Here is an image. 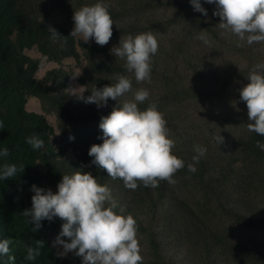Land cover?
Returning <instances> with one entry per match:
<instances>
[{
	"label": "rangeland",
	"instance_id": "rangeland-1",
	"mask_svg": "<svg viewBox=\"0 0 264 264\" xmlns=\"http://www.w3.org/2000/svg\"><path fill=\"white\" fill-rule=\"evenodd\" d=\"M24 1L30 17L59 23L69 32L74 26L72 19L74 10L96 2V0ZM164 1L171 0H103L108 5L114 22L112 36L104 45L96 43L92 38L85 42L79 36L75 37L77 55L55 61L43 55L36 46L25 49L24 54L40 64L35 77L45 80L49 76V84L54 83L56 86L53 95L67 104L72 116L68 117L53 101H42L39 98L28 99L26 109L45 115L53 126L52 143L56 148L53 159L61 174L90 172L98 183L108 185L117 201V208H122L123 214H131L138 223L141 221L145 226L142 232L137 230L136 233L142 262L154 261L155 264H161V261L167 260L173 264H239L228 263L224 257L218 262H213L212 257H208L205 252V239H199L197 234L186 231L185 217L188 214L186 208L176 204L183 196L195 195L199 202L196 204L202 205L203 213L208 211V214L216 218H220L218 212L223 211L221 204H224L223 208L228 212L233 209L245 212L253 220L248 224L239 222L237 219L240 218L237 216H226L218 222L222 227L223 225L229 227L234 241L255 240L264 247L262 224L264 210L258 209L260 206L264 208V170L260 169L258 174L254 175V182L248 184L245 181V176L249 174L247 165L254 164V158L248 154L243 156L239 147L240 138L250 131L247 123L254 122L248 119L246 102L239 98V90L249 83V80L233 85L234 91L228 94V90H222L223 82L217 78L219 75L242 68L251 69L254 64L264 61V41L252 44L239 41L238 45L239 38L228 30L220 29L217 26L220 17L211 14V21H206L207 27H193L189 33L190 37L186 36L187 46H184V55L174 56L169 41L171 30L163 28L175 30L185 28L186 33L190 31L193 22L181 14L178 23L168 27L158 26L156 20H166L179 12L178 9L158 5ZM180 2L188 3L189 9L193 10L189 0ZM201 3L204 7L205 0H201ZM212 5L213 11L215 4ZM149 31L158 40V50L151 56L150 80L137 82L133 73L123 67L125 60L114 57L110 49L119 43L121 36ZM201 31L207 42L199 38ZM81 42L94 44L100 48L107 47L109 55L98 53L93 57L87 48L81 46ZM162 47L165 48L163 52ZM94 59L102 67H98L96 63L95 65ZM116 74L129 76L132 80V90L148 89L149 96L138 104L141 110L142 104L147 101L150 103L155 99H165L156 106L163 114L167 135L174 141L172 152L178 153L185 161L193 162L191 160L194 155L193 146L196 144L206 146V153L199 162L203 164L205 173L210 178L206 180L190 175H173L175 183H168V189L162 187V191H153L154 202L147 199L141 204L132 200L134 190L142 192L140 184H137L134 190L129 189L124 186L121 178H112L106 170L101 175L96 172L95 167H82L77 163V157L88 151L92 144L102 142L100 139L102 130L98 126L101 116L109 114L116 103L109 98L107 105L97 107L95 102L85 103L77 95L87 96L94 87L114 83ZM181 81L190 87L200 85L218 91L223 97L221 100L203 101L200 96L186 90L184 100L177 101L173 98L177 90L183 89L184 86L189 87L183 85ZM131 96L130 90L118 99H129ZM97 112L100 113L98 117L89 119ZM70 136L74 139H69ZM61 150H64V153H61ZM38 166L42 167L40 163ZM205 192L215 193L212 201L204 198ZM188 200L194 205L195 201ZM149 234H155V238L161 244V252L154 250L147 243L145 236ZM55 247L58 252L62 250V246ZM59 258L61 264L63 260H67L66 264H81V258L74 255L73 251L63 256L59 255Z\"/></svg>",
	"mask_w": 264,
	"mask_h": 264
},
{
	"label": "clouds",
	"instance_id": "clouds-1",
	"mask_svg": "<svg viewBox=\"0 0 264 264\" xmlns=\"http://www.w3.org/2000/svg\"><path fill=\"white\" fill-rule=\"evenodd\" d=\"M189 2L194 11L207 14L201 0ZM206 2L215 4L213 15L220 17L217 26L235 34L238 45L239 41L248 44L264 41V0ZM72 19L74 26L70 35L73 37L79 36L85 42L92 38L104 45L112 36L114 22L103 0L75 9ZM48 30L53 39L59 34L52 26ZM199 38L207 42L202 31ZM157 50L158 40L149 31L121 36L110 52L125 60L123 67L139 82L150 80L151 56ZM247 78L249 83L239 90V98L246 102L248 119L254 121L247 123V128L264 136V61L254 64ZM130 90L131 98L118 99ZM148 96L146 88L132 90V80L124 74H116L114 83L94 87L87 96L77 95L85 103L95 102L97 107L107 105L109 98L116 101L109 114L101 116L98 126L102 130V142L92 144L88 155L92 157L90 163L106 170L114 179L121 178L124 186L133 190L137 181L148 187L158 186L160 180L173 184V173L185 166V161L171 150L174 141L167 135L163 114L156 103L150 102L143 110L138 107ZM25 142L33 149L44 145V140L35 134L25 137ZM256 143L264 150V142L257 140ZM8 151L7 147H0V157L7 156ZM193 151V162L186 165L190 173L196 171V163L205 155L206 146L196 144ZM20 167L24 169L25 165ZM17 171L15 163L0 164V180L13 177ZM56 188L54 192L32 184L31 207L24 209L23 215L34 222V230L45 219L61 218V231L52 241L54 246H62L57 255L73 251L81 258V264H141L137 221L131 214H123L122 208L117 211V201L108 185L98 183L90 172L77 171L63 174ZM10 242L7 237L0 239V257L9 254ZM43 246V240H35V246H27L24 259L35 260ZM8 259L14 257L8 255Z\"/></svg>",
	"mask_w": 264,
	"mask_h": 264
},
{
	"label": "trees",
	"instance_id": "trees-1",
	"mask_svg": "<svg viewBox=\"0 0 264 264\" xmlns=\"http://www.w3.org/2000/svg\"><path fill=\"white\" fill-rule=\"evenodd\" d=\"M45 1L48 2V0ZM204 4L207 9L206 15L190 10L189 4L182 3L180 0L158 3L159 6L172 7L179 10L177 14H172L166 20H156L158 26L168 27L178 23L181 20V14H184L193 22V25H190V31L186 33L185 28L182 30L163 28V30H171L169 41L171 52L174 56L184 55V46H187L186 36L187 38L190 37L189 33L193 27H207L206 21H211V14H213L211 7L213 5L207 3L206 0ZM116 17L117 15L114 16V18ZM189 20L187 19L188 22H190ZM48 26L54 27L59 33L55 39L51 38ZM74 38L59 23L30 17L24 0H21V3H19V0H0V123H2V127H0V147H7L9 150L7 156L0 157V164L15 163L18 166V171L13 177L0 180V239L7 237L11 240L9 244L10 252L0 257V264H61L59 255H57L58 250L52 244V241L61 231V224L63 223L61 218L56 217L52 221L45 219L41 221V227L34 230V222H29V218L23 215V210L30 208L32 203L31 197L34 193L30 190V186L36 184L45 189L51 188L55 192L57 190L56 185L63 175L53 159L56 155V148L52 143L53 126L48 122L45 115L27 110L26 104L30 98H39L42 101L50 100L58 104L68 117L72 116V114L69 112L67 104L53 95L56 86L54 83L49 84V76L45 80L35 77L40 64L38 61L26 56L24 50L36 46L43 55L58 61L62 58L77 55ZM81 46L87 48V51L93 57L98 53L108 54L107 47L100 48L94 44L89 45L82 42ZM164 50L165 48L162 47L161 52ZM238 53L241 54L239 50ZM166 54H168V51H166ZM114 57L118 56L114 55ZM93 61L98 67H102L95 59ZM193 66L196 65L193 64ZM251 69L242 68L219 75L217 78L223 82L222 90H228V94L234 91L232 86L248 80L247 76ZM152 72L155 73V71ZM55 73L53 72V74ZM182 84L189 87L184 86L183 89L177 90V93L173 95V98L180 102L184 100L186 90L200 96L203 101L207 99L221 100L223 97L220 92L200 85H192L190 87L189 84L183 82ZM163 100L155 99L150 102H155L157 105ZM148 105V101L143 103V109ZM99 114L97 112L89 119L96 118ZM33 134L44 140L43 147L33 149L25 142V137ZM257 140L264 142V136L254 131H248L239 140L241 154L243 153V156L248 154L254 158V164L247 165L249 174L245 176V181L248 184L254 182V175H257L260 169L264 170V150L258 147ZM61 153H64V150H61ZM173 153L180 157L178 153ZM91 160L92 157L88 155V151L77 157L79 165L82 167L93 166L96 172L102 175L104 169L90 163ZM37 162L42 167H39ZM187 163L189 162L185 161V166L178 169L173 175H190V177L206 180L210 178L209 175H206L201 162L196 163V171L191 173L187 170ZM21 165H25V168H21ZM162 183H164L163 186H160ZM137 184L142 186V192L138 193L134 190L132 200L141 204L147 199L154 202L153 191H162V187L163 189L169 188L166 180H160L155 189L144 186L141 181H137ZM213 196H215V193H204V198H207L208 201H212ZM196 198L195 195L183 196L177 201L176 205L186 208L188 212L185 217L186 231L197 234L199 239H205V252L208 257H212L213 262H218L224 257L228 263H264V247L262 244L255 240L234 241L229 227L226 225L222 227L218 222V220L226 216H237L240 218L237 219L239 222L248 224V222L253 221L250 215L235 209L228 212L224 210V204H221L220 207L223 211L218 212L220 218H216L208 214V211L203 213L202 205L196 204L199 203ZM188 199L195 201L194 205ZM258 209L264 210L262 206ZM120 210V208H117V211ZM199 211L202 214L197 213ZM137 224V230L142 232L145 226L141 221L137 222ZM262 224L264 225V223ZM62 239L68 238L62 237ZM35 240H43L44 246L35 260H25L27 246H35ZM145 240L154 250L161 252V244L155 238V234L146 235ZM8 255H11L14 259L9 260ZM66 261L63 260L62 264H66ZM141 264L155 263L154 261H149L141 262ZM161 264L173 263L166 260L165 262L161 261Z\"/></svg>",
	"mask_w": 264,
	"mask_h": 264
}]
</instances>
